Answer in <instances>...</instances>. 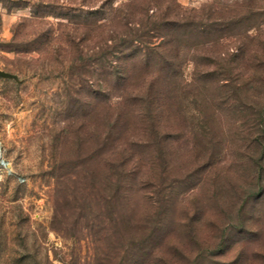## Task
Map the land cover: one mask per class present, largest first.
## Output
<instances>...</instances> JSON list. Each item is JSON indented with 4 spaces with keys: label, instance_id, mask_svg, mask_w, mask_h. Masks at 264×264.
Returning <instances> with one entry per match:
<instances>
[{
    "label": "rangeland",
    "instance_id": "obj_1",
    "mask_svg": "<svg viewBox=\"0 0 264 264\" xmlns=\"http://www.w3.org/2000/svg\"><path fill=\"white\" fill-rule=\"evenodd\" d=\"M134 34L144 106L89 57ZM0 71V264H264V0H0Z\"/></svg>",
    "mask_w": 264,
    "mask_h": 264
},
{
    "label": "trees",
    "instance_id": "obj_2",
    "mask_svg": "<svg viewBox=\"0 0 264 264\" xmlns=\"http://www.w3.org/2000/svg\"><path fill=\"white\" fill-rule=\"evenodd\" d=\"M203 25H200L197 27L198 33H202V30L204 31ZM113 32V31H112ZM170 29H168L167 32V36H170ZM111 36V39H113L110 43L106 44L104 43V46H101L99 48L98 51H93V54H91L89 57H93L96 58V56H94V54L98 53L99 57L97 59V61L100 63V60H104V55L107 52H111L112 50H115L116 48H118V44H126V46L121 47L120 48V52L123 54H121V57L119 58L120 60L117 61L116 63H110V65L108 64V66L105 67V65H103V67H101V72H103V82L105 83L106 86H108V82L110 83V77L112 76L113 78H117L119 77V80L116 81L118 86H120L121 88V93L119 95H116L114 98H117L118 102L116 101L117 104L122 103V99L125 100L127 98H131L132 100L135 101H139V106H144L145 104H147V98L143 97V96H138V93H124V86L123 84H127L130 83L131 81H133L135 78H137L138 74L136 73V71H134L133 69L135 68L134 65L141 67L142 69L143 67L146 68L147 67V54H145L144 52L141 51V49L138 47L137 43V37L139 35L134 34L133 36H127L126 38H122L120 37L119 39H121V41H117L115 40V36ZM172 39V37H171ZM168 42L170 43V40H168ZM123 49V51H122ZM128 51L126 53V51ZM103 56V57H102ZM167 65V64H166ZM133 68V69H132ZM93 69V68H91ZM103 69V70H102ZM122 69L123 74L117 75L118 71ZM162 69L159 68V70ZM164 69V68H163ZM168 73H166V75H164L163 77H159L158 79H153V80H149L148 83V87L152 89L158 87V88H162L160 89L161 91L165 88L167 89L169 87L170 84V79L169 76H167ZM118 79V78H117ZM144 83V82H143ZM144 85H146L147 87V82L144 83ZM168 90V89H167ZM151 91V92H152ZM157 91V90H156ZM159 91V90H158ZM157 91V92H158ZM161 91H159L158 93L161 94ZM108 87H104V90L102 91V95L104 97H108ZM129 94L130 97H126V95ZM154 96H156L155 93H153ZM152 94V96H153ZM109 101L110 98L112 97H108ZM156 98V97H155ZM161 100V99H160ZM136 103V102H134ZM134 108L131 109L128 107H123V110H119L117 111L116 115L114 116L113 114H106L105 115V121H106V130L104 132V134H102L100 136L99 139V143L100 146H102L104 149L103 153L101 154V159L104 162L105 166H107L108 168V172H104V174L102 175V177L100 178L101 183H102V188L104 191H107V193L104 196V199L107 201L108 198H112V197H122L123 196V185H122V181H123V176L127 177L126 175H124L125 170H124V163L126 162V155H124L123 153L120 152V158L117 159L116 154H114V151L116 150V148L118 145H121V151L124 150V146L122 145L121 142H119L120 140H116L113 139V141L110 143L111 139H112V135L109 134L110 129L114 126H116L118 124V118H120L121 116L124 117V119L126 117H128L129 113H133ZM111 122V123H110ZM116 123V124H114ZM117 127V126H116ZM118 128V127H117ZM112 131V130H111ZM114 138V137H113ZM117 142V143H115ZM117 145H114V144ZM110 146V149H107L106 147ZM91 173V172H90ZM127 173H129L127 171ZM108 197V198H107Z\"/></svg>",
    "mask_w": 264,
    "mask_h": 264
},
{
    "label": "water",
    "instance_id": "obj_3",
    "mask_svg": "<svg viewBox=\"0 0 264 264\" xmlns=\"http://www.w3.org/2000/svg\"><path fill=\"white\" fill-rule=\"evenodd\" d=\"M0 76H2V77H13V78H15L14 75H12L10 73H7V72H4V71H0Z\"/></svg>",
    "mask_w": 264,
    "mask_h": 264
}]
</instances>
